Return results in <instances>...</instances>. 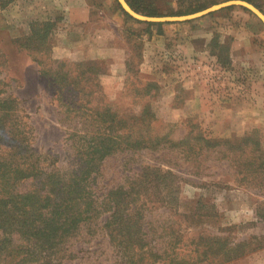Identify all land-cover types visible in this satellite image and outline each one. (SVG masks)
Returning a JSON list of instances; mask_svg holds the SVG:
<instances>
[{
	"label": "rangeland",
	"instance_id": "obj_1",
	"mask_svg": "<svg viewBox=\"0 0 264 264\" xmlns=\"http://www.w3.org/2000/svg\"><path fill=\"white\" fill-rule=\"evenodd\" d=\"M132 1L139 10L165 16L193 13L227 0ZM252 1L264 10V0ZM98 4L113 26L107 59L66 49L62 30L70 24V9L66 16H39L30 23V33L21 27L13 35L0 20V150L40 171L21 181L18 189L40 191L52 170L65 173L61 182L66 184L69 174L79 171L87 159L86 141L98 134L96 129L108 131V123L88 122L95 101L87 100L95 95H102L101 106L121 115L149 110L153 118L142 131H148L154 143L161 137L176 142L197 130L213 138H231L255 129L259 155L264 156V122L251 128L246 113L235 112L237 106L264 107V25L256 15L233 5L196 19L148 25L125 15L116 0H98ZM35 21L40 29L44 23L50 25L46 35L37 39L31 38ZM102 22L98 19L97 24ZM202 37L209 38L207 43L197 45ZM136 121L133 130L141 127ZM248 153L246 149L240 159ZM159 154L158 149L125 148L101 157V171L94 174L88 189L95 206L102 205L110 189H128L135 183L148 188L138 203H145L143 226L150 235L164 226L185 246L190 238L205 235L225 238V248H237L234 258L221 256L195 264H264L263 171L242 172L235 182L223 161L179 166L182 162L177 159L175 166ZM147 166L166 175L158 179L150 167L143 170ZM242 177L248 178L240 181ZM81 186L84 192V183ZM159 192L176 202L160 204ZM106 215L87 222L99 227ZM100 238L99 232L86 239L58 235L55 246L27 255L30 244L0 227L1 245L12 243V250L1 254L0 264H128L107 243L103 255L92 253Z\"/></svg>",
	"mask_w": 264,
	"mask_h": 264
},
{
	"label": "trees",
	"instance_id": "obj_2",
	"mask_svg": "<svg viewBox=\"0 0 264 264\" xmlns=\"http://www.w3.org/2000/svg\"><path fill=\"white\" fill-rule=\"evenodd\" d=\"M125 1L136 12L147 16H160L154 11L139 10L132 0ZM245 1L253 3L264 14V10L252 0ZM242 9L250 12L247 8L242 7ZM121 10L131 19L143 22L132 18L122 8ZM170 15L180 14L171 13ZM146 24L160 25L161 23L146 22ZM38 26V21L32 23L31 38L37 39L46 35L50 27L49 23H44L42 29ZM93 98L95 104L90 109L91 113H87L90 116L87 118L88 122H98L100 125L108 123V131L94 130L98 134L86 141L88 143L85 152L87 159L77 169L79 171L69 174L71 178L66 184L61 182L65 173L62 175L52 170L45 176L43 185L39 188L40 191L18 189L17 185L19 186L21 181L36 177L40 171H37L31 162H18L15 154L0 150V227L7 232V235L15 232L21 239L24 238L25 243L30 244L25 250L27 255L55 246L57 243H54V239L58 235L77 234L86 239L88 236L92 237L95 232H99L102 238L94 243L96 248L92 253H98V256L103 255L106 250L104 243H107L112 251L115 249L118 252L120 260L128 264H195L209 259L217 260L221 256L222 260L234 258L238 254L237 248H225L227 239L219 236L198 235L190 238L185 246V242H179V239L168 233L164 226L158 234L150 235L149 229L146 230L143 226L145 203H138L141 193L147 195L148 188L130 183L128 189L122 186L110 189L103 197L104 201L100 207L95 206L88 189L91 187L90 182H93L95 178L94 174L101 171L99 159L109 154L114 155L125 148L158 149L159 158L175 166H177V159L182 162L179 166L190 162L205 165L206 161H223L227 167L231 168L235 175V182H239L238 174L242 172L250 174L254 169H261L264 173V156L259 155L261 149L256 135L257 130L252 129L242 137L231 138H213L197 130L190 135L191 132H188V136L176 142L161 137L158 138V143H154L153 139L149 138L148 131H142L153 118L149 110L144 109L142 113L129 117L109 107L101 106L102 95H95L87 102H92ZM133 120H137L136 125L141 126L139 130L132 129L135 126L132 125ZM19 148L16 147L15 150L20 153L22 151ZM246 149L249 152L248 156L240 159ZM23 150L28 149L23 148ZM170 152L174 154V157H167ZM148 167L154 175L158 176L151 175L158 179L166 175L160 174L159 170L156 174L155 166H147L143 170ZM248 177H242L240 181H246ZM81 183H84V192H82ZM157 195L158 202L162 205L169 206L176 202V199H170L162 192ZM104 213L107 215L103 223L97 225L99 227H93L87 222L97 220ZM3 242L4 240H0V256L3 252L12 250L10 247L12 243L2 246ZM187 246L190 247L187 248Z\"/></svg>",
	"mask_w": 264,
	"mask_h": 264
},
{
	"label": "crops",
	"instance_id": "obj_3",
	"mask_svg": "<svg viewBox=\"0 0 264 264\" xmlns=\"http://www.w3.org/2000/svg\"><path fill=\"white\" fill-rule=\"evenodd\" d=\"M68 9L70 24L62 30L66 49L70 52L84 50L95 60L107 59L110 54L108 42L112 37L113 26L112 21H108V14L99 6L98 0H0V20L13 35L16 34L15 31L19 32L21 27L30 33V23L39 16L44 14L66 16ZM94 10L97 11L96 16L92 14ZM98 19L104 22L98 25ZM208 39L202 37L201 40H196V43L205 45ZM235 112H245L251 128L264 122V107L258 108L257 104L244 109L237 106Z\"/></svg>",
	"mask_w": 264,
	"mask_h": 264
},
{
	"label": "water",
	"instance_id": "obj_4",
	"mask_svg": "<svg viewBox=\"0 0 264 264\" xmlns=\"http://www.w3.org/2000/svg\"><path fill=\"white\" fill-rule=\"evenodd\" d=\"M121 8L128 13L132 18L144 21V22H153V23H161V22H176V21H187L191 19H196L207 15L211 12L217 11L219 9L228 7V6H240L247 8L251 11L254 15H256L260 21L264 25V14L255 7L252 3H249L245 0H227L220 3L213 4L205 9L185 14V15H165V16H147L140 13L135 12L125 0H117Z\"/></svg>",
	"mask_w": 264,
	"mask_h": 264
}]
</instances>
